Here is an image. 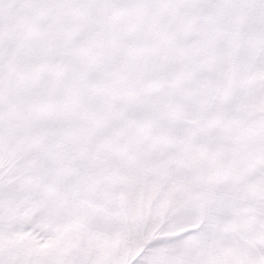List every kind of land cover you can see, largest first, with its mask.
<instances>
[{"label":"snow or ice","instance_id":"obj_1","mask_svg":"<svg viewBox=\"0 0 264 264\" xmlns=\"http://www.w3.org/2000/svg\"><path fill=\"white\" fill-rule=\"evenodd\" d=\"M0 264H264V0H0Z\"/></svg>","mask_w":264,"mask_h":264}]
</instances>
